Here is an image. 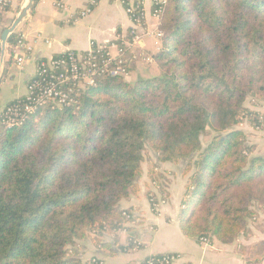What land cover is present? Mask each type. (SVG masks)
I'll return each mask as SVG.
<instances>
[{"label":"trees","instance_id":"obj_1","mask_svg":"<svg viewBox=\"0 0 264 264\" xmlns=\"http://www.w3.org/2000/svg\"><path fill=\"white\" fill-rule=\"evenodd\" d=\"M158 30L161 51L151 58L159 75L96 79L74 107L42 109L21 128L0 123V264H81L66 249L84 239L109 248L123 211L137 221L118 205L140 192L144 171L151 207L153 186L168 197L149 152L158 164L193 170L178 218L186 238L230 244L250 208L264 205V155L239 129L259 127V112L244 103L264 99V0H167ZM103 223L108 233L88 235ZM246 255L261 262L264 242Z\"/></svg>","mask_w":264,"mask_h":264},{"label":"crops","instance_id":"obj_2","mask_svg":"<svg viewBox=\"0 0 264 264\" xmlns=\"http://www.w3.org/2000/svg\"><path fill=\"white\" fill-rule=\"evenodd\" d=\"M24 1L8 0L9 9L4 15L5 28L0 29V36L3 30L12 24ZM55 1H61L64 7L57 8ZM130 2L136 6L138 0ZM87 4L88 0L36 1L15 31L16 34L24 36L31 48L30 61L22 72L15 65L14 57L17 55L15 46L8 47L7 44L5 46L0 79V113L13 100L24 96L26 84L34 75L38 61L50 60L69 51L83 53L92 45L107 49L111 55H115L113 44L116 36L127 33L132 28L124 7L113 0H100L90 15L80 18L77 14ZM151 12V0H144V21L148 29L156 31L159 20L153 18ZM145 46L146 42L143 40L140 43V50ZM133 68H136L135 64ZM261 110L264 112V105ZM243 131L248 141L257 146V152L264 153V130L246 126ZM155 164L166 174L169 181L165 203L159 206L158 211L152 210L147 198V192L151 190L150 181L144 171L140 192L120 201L118 205L119 211L130 210L137 216L134 230L116 233L111 236L112 239L115 238L114 240L106 238L109 248L96 246L92 241L84 239L82 260L96 258L102 264H142L149 257L169 254L178 256L173 264H248L247 251L255 244L264 242V220L260 226H251L246 237L239 236L230 244H222L217 240H210L205 244L186 238L180 232L178 218L190 176L184 172L181 162ZM180 165L178 169L177 166ZM262 212L264 214V211ZM130 233L133 239H129ZM133 241L140 245L137 248L130 245L129 250L121 251L120 248L128 246L129 242L132 244ZM256 264H264V259Z\"/></svg>","mask_w":264,"mask_h":264},{"label":"built area","instance_id":"obj_3","mask_svg":"<svg viewBox=\"0 0 264 264\" xmlns=\"http://www.w3.org/2000/svg\"><path fill=\"white\" fill-rule=\"evenodd\" d=\"M44 2L45 0H40ZM120 3L125 13L128 15L132 23V28L128 33H120L116 36L114 42L115 55H111L107 50L102 52L104 48L92 45L89 50L83 53L69 51L65 58L55 60H47L46 63L36 65V70L32 78L26 84L25 94L20 98H16L6 105L0 113V123L5 128H21L26 120L42 109H50L62 111L64 109L74 107L78 104L82 92L87 88L95 85V80L110 77H119L128 80L131 75L130 67L138 60L139 53L134 51L145 37L155 35L158 39L162 38L159 30L151 31L146 26L143 14L144 0H138L136 6L131 4L130 0H113ZM100 0H88V4L78 12L80 18L90 15ZM57 8H63L61 1L54 2ZM152 17L159 20L166 6L167 0H151ZM9 9L8 0H0V16H4ZM139 10V16L135 17L136 10ZM141 21L143 25L141 24ZM15 50L17 55L14 57L17 69L22 72L24 66L30 61L31 48L26 43L24 36L17 34L15 41ZM259 127L257 130H264V114L259 113ZM154 187L152 195H157L156 202L151 207L153 211H158L159 206L165 203L166 198L159 196V188ZM153 201V200H151ZM150 201V202H151ZM123 219V229L113 230L111 236L116 233H127L129 227L136 225L133 215L126 211L121 213ZM131 220V221H130ZM107 232V225L102 224L101 227L91 231L93 234L99 235ZM200 243H208L206 238L199 240ZM132 245L137 248L140 244L133 241ZM178 258V256H176ZM173 255H160L147 258L142 264H173L176 259ZM84 264H102L96 258L87 260Z\"/></svg>","mask_w":264,"mask_h":264},{"label":"rangeland","instance_id":"obj_4","mask_svg":"<svg viewBox=\"0 0 264 264\" xmlns=\"http://www.w3.org/2000/svg\"><path fill=\"white\" fill-rule=\"evenodd\" d=\"M144 41L146 42V46L143 50H140L139 47L134 50V51H137V53H139L140 57L138 58V60L135 63L136 68L133 69L132 76L130 75V77L127 80L131 84L136 82L138 79H141V78L142 79L143 78L148 79V78H152L154 76L159 75L158 67L155 64H153V60H152L151 56L161 51V39H158L157 37H155V35H153L151 37H145ZM244 104L251 111H254V112L256 111V112H259L261 114H264V112H262V110H261L262 106L264 105V99H259V98L248 96L246 98V101ZM246 126L250 127V125L247 122H243L242 124L239 125V129L244 133L243 128L245 129ZM256 132H258V131H256ZM245 139L247 140L249 145L253 146V148H254L253 154L254 155H264V153H262V151L257 152V146L255 144L249 142L246 135H245ZM202 140L204 141V143H206L209 141V137L204 136L202 138ZM148 156L151 158L153 163L156 162L154 160L155 155L153 153L149 152ZM148 156L146 158H148ZM181 164H182V168H184L186 171V165L183 164V162H181ZM145 167H146V164H144V168ZM180 167H181V165L177 166L178 169ZM192 172H193V170L186 173V174H188V177L191 176ZM250 210H251V214L245 219V228L237 236V238L239 236L246 237L250 231L251 226H260L259 224H261V222L264 220L263 219L264 214L262 212V211H264V205L254 204L252 206V208H250ZM255 210H256V212H255ZM88 235L92 236L91 231L88 232ZM95 237H96V234H93L92 238H95ZM83 249H84V246H82V242H80V241L75 242L73 246H70L66 249L67 256L68 257H75L76 259H79L81 261V264H84L87 260L86 261L82 260L81 254H82ZM173 256H175V255H173ZM177 259L178 258L176 257V259L173 261V263L176 262Z\"/></svg>","mask_w":264,"mask_h":264},{"label":"water","instance_id":"obj_5","mask_svg":"<svg viewBox=\"0 0 264 264\" xmlns=\"http://www.w3.org/2000/svg\"><path fill=\"white\" fill-rule=\"evenodd\" d=\"M37 0H25L23 5L20 7V10L12 22V24L3 30L0 36L1 41V50H0V79L2 77V71H3V62H4V52H5V46L7 44L8 38L15 33L17 28L21 25V23L24 21L28 13L32 10Z\"/></svg>","mask_w":264,"mask_h":264}]
</instances>
